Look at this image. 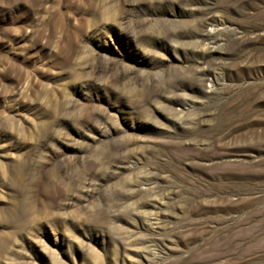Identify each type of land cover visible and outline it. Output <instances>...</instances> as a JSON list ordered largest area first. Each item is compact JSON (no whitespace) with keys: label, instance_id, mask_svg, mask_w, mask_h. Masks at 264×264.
Here are the masks:
<instances>
[{"label":"rangeland","instance_id":"1","mask_svg":"<svg viewBox=\"0 0 264 264\" xmlns=\"http://www.w3.org/2000/svg\"><path fill=\"white\" fill-rule=\"evenodd\" d=\"M0 264H264V0H0Z\"/></svg>","mask_w":264,"mask_h":264}]
</instances>
